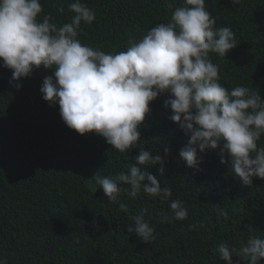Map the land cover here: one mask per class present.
<instances>
[{"label":"trees","instance_id":"obj_1","mask_svg":"<svg viewBox=\"0 0 264 264\" xmlns=\"http://www.w3.org/2000/svg\"><path fill=\"white\" fill-rule=\"evenodd\" d=\"M76 2L96 17L90 25L81 23L77 39L111 55L126 52L151 29L170 23L176 8L187 6L186 0H39L37 22L51 17L58 28L71 23L69 6ZM205 10L216 21L214 30L231 29L237 44L226 57L210 53L218 83L229 92L246 87L264 99V0L237 5L205 0ZM3 64L0 60V264H226L216 251L219 244L246 246L253 234L249 226L264 238V180L254 177L252 186L242 185L230 172V157L227 164L220 162L219 149L198 151L199 170L188 167L179 153L189 137L169 119L172 112L164 107L169 94L150 103L138 128L140 142L120 153L95 133L81 136L69 129L59 104L43 99V81L52 70L41 67L12 81ZM257 143L264 148V136ZM141 149L165 160L163 176L159 165L141 170L155 176L162 189L171 188L172 196L150 197L142 188L135 199L122 192L110 203L92 177L127 173ZM119 187L130 191L128 185ZM174 201L184 205L186 220L172 218ZM216 205L227 211V220ZM141 214L154 229L150 244L127 231L135 228L132 217ZM233 264L244 262L233 256Z\"/></svg>","mask_w":264,"mask_h":264},{"label":"clouds","instance_id":"obj_2","mask_svg":"<svg viewBox=\"0 0 264 264\" xmlns=\"http://www.w3.org/2000/svg\"><path fill=\"white\" fill-rule=\"evenodd\" d=\"M230 2L237 5L240 0ZM186 5L175 9L170 23L151 29L140 42H132L126 52L111 55L82 46L77 39L81 23L90 25L96 19L79 2L69 6L74 13L71 23L58 28L50 23L51 17L37 22L42 12L39 0H0V60L12 71V81L28 78L41 67L52 70L54 75L43 81V99L59 104L61 118L69 129L81 136L95 133L120 153L140 142L138 128L150 113V103L169 94L171 98L164 103L172 112L169 119L189 137L180 159L199 170L202 161L198 151L219 149L220 162L227 164L225 157H230V172L250 187L254 177L264 180V148H258L257 143L264 136V99L246 87L229 92L218 83V67L210 60V53L226 57L237 47L235 36L227 27L214 30L216 21L205 10V0H186ZM15 87L22 86L17 83ZM164 164L160 155L153 157L141 149L127 173L102 178L97 172L92 179L110 203L116 202L122 192L135 199L142 188L150 197L168 199L171 188L162 189L155 176L141 170L159 165L163 176ZM119 185L130 186V191ZM170 208L173 219H187L180 201L172 202ZM120 210L126 212L127 208L121 204ZM215 210L219 217L228 219L220 205ZM132 219L135 228L128 227L127 231L150 244L154 229L144 215ZM168 221V216L161 218V222ZM195 228L190 225L188 230ZM248 231L253 234L246 246L236 249L219 244L216 251L226 264H233V256L244 264L264 260V238L254 234V227L249 226Z\"/></svg>","mask_w":264,"mask_h":264}]
</instances>
